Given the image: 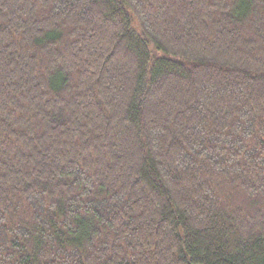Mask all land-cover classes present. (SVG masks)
Segmentation results:
<instances>
[{
  "label": "trees",
  "instance_id": "16d2710c",
  "mask_svg": "<svg viewBox=\"0 0 264 264\" xmlns=\"http://www.w3.org/2000/svg\"><path fill=\"white\" fill-rule=\"evenodd\" d=\"M0 264H264V0H0Z\"/></svg>",
  "mask_w": 264,
  "mask_h": 264
}]
</instances>
